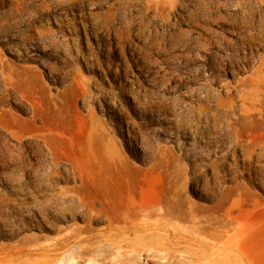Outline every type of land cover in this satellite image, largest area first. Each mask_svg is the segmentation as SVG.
Here are the masks:
<instances>
[{"label":"rangeland","instance_id":"374dc122","mask_svg":"<svg viewBox=\"0 0 264 264\" xmlns=\"http://www.w3.org/2000/svg\"><path fill=\"white\" fill-rule=\"evenodd\" d=\"M235 1L0 0V99L25 134L0 125V264H264L263 160L218 101L264 59V6L245 23ZM2 66L101 163H50Z\"/></svg>","mask_w":264,"mask_h":264},{"label":"bare ground","instance_id":"6f19581e","mask_svg":"<svg viewBox=\"0 0 264 264\" xmlns=\"http://www.w3.org/2000/svg\"><path fill=\"white\" fill-rule=\"evenodd\" d=\"M254 1L257 4L264 6V0ZM249 3H251V0L235 1L234 12L231 16H233L236 20L241 19L246 23L247 14H249ZM215 17H213V19H215ZM250 26L251 25L248 24L246 25L248 30H251L249 29ZM234 29L235 30H231L240 34L241 37H247V32H244V30ZM254 73V76L240 82V89L237 96L234 97V100L233 98L221 99L219 97L218 101L220 102L219 105H228L232 109H234L236 104L240 107L241 112L246 114V117L242 119L237 118L229 122L231 128L230 138L236 145L238 152H242V155L249 160H263L262 163L264 166V140L254 142V136L256 134L264 133V59L261 64L255 68ZM2 78L5 87L4 95L9 97L11 96V92L12 94L15 93L16 96H13L12 98L16 99V101L21 104H24V108H26L27 113L30 116L29 121H32L34 125L36 120L41 122V125L34 126V130L32 132L39 134L50 163H61L62 157H65L69 163H91V161L101 163L100 155L94 153L93 151L88 154L83 153L81 155L68 154L61 147L59 142L52 138V136H48V134H46V123L37 112L39 103L35 102L36 96L32 92L30 85L25 83L24 80L22 81L14 76L12 71L7 69L5 66H2ZM0 105V125L5 129L10 128L11 131L19 133V138H24L25 134L23 132H17V130L12 129L11 125L8 123L7 116L10 109L6 107L7 104L0 99ZM255 145L259 149L258 152L254 150Z\"/></svg>","mask_w":264,"mask_h":264}]
</instances>
